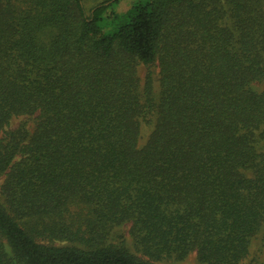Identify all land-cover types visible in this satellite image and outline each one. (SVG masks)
Masks as SVG:
<instances>
[{"label": "trees", "instance_id": "16d2710c", "mask_svg": "<svg viewBox=\"0 0 264 264\" xmlns=\"http://www.w3.org/2000/svg\"><path fill=\"white\" fill-rule=\"evenodd\" d=\"M262 231L264 0H0V264H239Z\"/></svg>", "mask_w": 264, "mask_h": 264}, {"label": "rangeland", "instance_id": "374dc122", "mask_svg": "<svg viewBox=\"0 0 264 264\" xmlns=\"http://www.w3.org/2000/svg\"><path fill=\"white\" fill-rule=\"evenodd\" d=\"M100 0H83V5L88 11L94 3ZM127 7V2H123L122 9ZM157 71L154 70V75L156 78ZM144 70H139V78H143ZM33 120L27 118H15L10 122L9 129L13 130L17 128L20 123H25L27 125L28 131H32ZM145 130V129H144ZM143 139V138H142ZM115 234L121 236L124 239L125 245L130 251L133 250L131 239L128 236V226H123L115 230ZM264 231L258 233L250 242L247 256L239 264H255L257 261L264 259ZM139 256V255H137ZM140 257V256H139ZM142 258V257H141ZM156 264H201L197 261L194 253H190L186 258L181 261H171V262H159Z\"/></svg>", "mask_w": 264, "mask_h": 264}]
</instances>
